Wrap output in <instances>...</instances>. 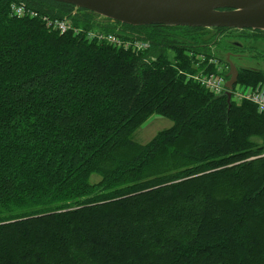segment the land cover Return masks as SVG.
Instances as JSON below:
<instances>
[{
    "label": "trees",
    "instance_id": "obj_1",
    "mask_svg": "<svg viewBox=\"0 0 264 264\" xmlns=\"http://www.w3.org/2000/svg\"><path fill=\"white\" fill-rule=\"evenodd\" d=\"M97 17L0 0V264H264V113L193 79L225 72L208 51L221 42ZM154 117L172 125L139 144Z\"/></svg>",
    "mask_w": 264,
    "mask_h": 264
},
{
    "label": "water",
    "instance_id": "obj_2",
    "mask_svg": "<svg viewBox=\"0 0 264 264\" xmlns=\"http://www.w3.org/2000/svg\"><path fill=\"white\" fill-rule=\"evenodd\" d=\"M85 9L100 18L132 26L236 28L264 31V0H52ZM228 62V110L238 70Z\"/></svg>",
    "mask_w": 264,
    "mask_h": 264
},
{
    "label": "rangeland",
    "instance_id": "obj_3",
    "mask_svg": "<svg viewBox=\"0 0 264 264\" xmlns=\"http://www.w3.org/2000/svg\"><path fill=\"white\" fill-rule=\"evenodd\" d=\"M13 3L23 4L22 1H17V2L13 1ZM97 19H98V21L103 22L102 18L97 17ZM193 28H195V27H193ZM227 29H228V31H226V32H222V30H225V29L219 30V29H215V28H200L197 31L202 36V37H200L201 40L206 41L208 43L205 45V46H207V48H208V46L212 45V43H214L215 41L221 42L222 50L225 51V53L226 52H231V53L234 52V53H239V54L244 53L246 55V58L243 60V62H241V66H249V67L252 66V67L258 68L264 72V37H262L259 40H255L251 36H247L248 38H245L242 36L243 34L241 32L246 31L247 29H244L243 31L234 30L231 28H227ZM192 31H193V32H191L192 34L196 33L194 30H192ZM256 31H261V30H256ZM261 32H264V31H261ZM97 34H98V30L93 29L92 31H90L88 33V35H87L88 39L89 40L92 39ZM238 35H240L241 38L238 37ZM108 39L113 45H116V42L113 38H108ZM233 41H237V42L241 43V47H240L241 51H239L237 48L231 46L230 42H233ZM208 49H209L208 51L210 52L211 57H212L211 63L214 64V66L219 69V67L220 66L222 67V65H218V64L222 63L224 61V58H223L224 54L223 55H222V53L220 54L217 50V47H215L214 45ZM243 49H244V52L242 51ZM203 51H205V50H203ZM176 54H177V52H175V51H168L166 53V58L169 59L172 63H175L176 62ZM253 54H255V55H253ZM185 56L189 57L190 59H193V55L190 52H185ZM242 57H243V55H242ZM195 59L197 61L202 60V58L200 56L195 57ZM219 60H221V61H219ZM233 61L235 64L240 65V64H238L237 59L233 58ZM217 62H218V64H217ZM194 66H196V65H194ZM226 69L227 68H225V70ZM244 75L245 74H243V76ZM216 77H218L220 79H224L223 75H216ZM216 77H212L209 80H205L204 81V82H206L205 84H202L203 78H201V76L199 74H195L193 76V79L195 81L199 82L201 85H205L206 87L209 88L210 91H213L215 94H217L220 90V81ZM244 78H247V77H244ZM239 83L240 84H247V83H242L239 80L236 83V85L234 86V88L232 90L231 101H233L235 104H240V103L245 102L246 101L245 99L251 97L252 93H255V92L259 93L262 91L264 92V89H263L264 86L256 85V87H254L253 89H248L242 85H239ZM248 84H253V83L251 81ZM255 106H256V104H255ZM171 125H172V122H170L169 120H167L165 118H159V117L151 118L145 125H143L141 128H139L135 132L133 138L139 144H145L158 131H162L164 129H167ZM96 177L97 176H94L95 181L98 180V178H96Z\"/></svg>",
    "mask_w": 264,
    "mask_h": 264
},
{
    "label": "built area",
    "instance_id": "obj_4",
    "mask_svg": "<svg viewBox=\"0 0 264 264\" xmlns=\"http://www.w3.org/2000/svg\"><path fill=\"white\" fill-rule=\"evenodd\" d=\"M9 11H10V15L15 16L17 18H21L25 14H28L29 16H35L36 15L33 12L29 11L25 7L24 4H18V3H11L10 4V7H9ZM46 24L48 26H50L51 29L56 30V31H58L60 33L66 32L68 30V27H69L67 21H53V22H47ZM102 38H105V39H107L108 42H110L108 38H113V37H111V36L105 37V36L99 35V39H102ZM113 39L115 40V42L117 44L116 39L115 38H113ZM127 45L131 46L132 47V50H134V51H136V50L137 51H141V50H144V49H146L148 47L147 46V42H142V40H137V39H134L132 42L128 43ZM216 78L220 81V86H221V88L219 90V93H220V91L222 90V84L224 82V79H220L218 77H216ZM206 80H209V79H206ZM202 81H203L202 84H205L206 83V82H204L205 81L204 78H203ZM247 99L249 101H251L254 105L256 104V108H257L258 112H260V113H263L264 112V92L263 91L262 92H259V93H257V92L252 93L251 94V97H249Z\"/></svg>",
    "mask_w": 264,
    "mask_h": 264
},
{
    "label": "flooded vegetation",
    "instance_id": "obj_5",
    "mask_svg": "<svg viewBox=\"0 0 264 264\" xmlns=\"http://www.w3.org/2000/svg\"><path fill=\"white\" fill-rule=\"evenodd\" d=\"M244 29H242L241 31H243ZM243 35V37H245V38H248L247 36H251V37H253V36H255V37H257V39H255V40H259V39H261L262 37H264V32H261V31H254V30H251V29H248V30H246V31H243V32H241ZM238 37H240V35H238ZM241 38V37H240ZM230 43H232V45H234V46H236L237 47V49L239 50V51H241V43H239V42H237V41H233V42H230ZM243 52H244V49L242 50ZM226 54H230V55H233V57L235 58V59H238L237 61H238V64H240L239 66L241 67V68H248V69H252V68H250L249 66H241V62H243V60L246 58V55L244 54V53H242V54H239V53H234V52H226ZM242 55H243V57H242ZM253 55H255V54H253ZM253 58V57H252ZM255 69V68H254Z\"/></svg>",
    "mask_w": 264,
    "mask_h": 264
}]
</instances>
